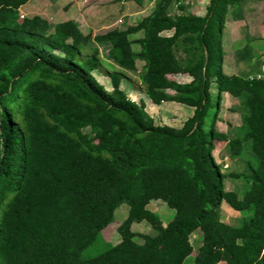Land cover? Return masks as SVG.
<instances>
[{
	"label": "trees",
	"instance_id": "1",
	"mask_svg": "<svg viewBox=\"0 0 264 264\" xmlns=\"http://www.w3.org/2000/svg\"><path fill=\"white\" fill-rule=\"evenodd\" d=\"M27 1L0 0V264H184L195 230L191 264H264V77L222 72L225 17L242 0H208L202 17L187 0H153L136 23L93 34L70 20L20 17ZM101 51L122 72L141 62L147 98L190 116L180 127L152 124L119 88L123 74L103 72L106 91L92 76ZM223 93L243 101L231 112H245L229 139L215 130ZM215 142L231 159L252 160L224 175ZM227 177L248 184L240 198L224 191ZM152 200L174 212L164 226L146 209ZM221 201L250 215L237 227L220 222ZM120 204L119 241L83 257ZM142 221L152 235L130 230Z\"/></svg>",
	"mask_w": 264,
	"mask_h": 264
},
{
	"label": "rangeland",
	"instance_id": "2",
	"mask_svg": "<svg viewBox=\"0 0 264 264\" xmlns=\"http://www.w3.org/2000/svg\"><path fill=\"white\" fill-rule=\"evenodd\" d=\"M36 0H30L27 4H32ZM105 1V2H104ZM102 6H100L101 10L104 13H111L115 15L114 10L119 6V4H111L107 3V0H104ZM107 1V2H106ZM149 2V0H148ZM208 0H187L185 1L186 4V11L192 12L198 15H204L205 13V6L207 5ZM76 6H79L76 12L71 11V8L65 6L59 7L65 11V15L61 13V11H55L54 7L51 8H44L41 13V16L47 18L49 23L55 19H64L69 16V11L76 13H84L83 10L85 9V3L81 4V0H74ZM83 5V6H82ZM26 6V5H25ZM23 6L22 8L18 9V14L20 17H29L35 12H30L28 14H23L20 11H25L26 7ZM50 7V6H48ZM149 7V5H148ZM132 8V7H131ZM97 10V9H96ZM149 8H147V11ZM39 12V11H38ZM129 14H132V9H130ZM97 13V12H96ZM46 14V15H44ZM171 14H176V10L172 8ZM62 15V16H59ZM239 15V18L236 17ZM117 16V15H115ZM263 16H264V0H242L237 7L233 10L228 9V13L225 17L224 28L222 31V39H221V47H222V72L225 75H236V76H246L248 74H252L253 71L249 67V57L253 54L255 61H264V25H263ZM50 17V18H49ZM58 17V18H57ZM77 21L81 26V29H84L83 32L87 31V29L91 28V34L96 33L98 31L106 30L113 27H120L122 21L113 19L109 20L107 23H103L100 27H95L96 22L92 21V26L87 22L84 18L78 19ZM117 22V23H116ZM128 23H131L127 20ZM107 27V28H106ZM100 29V30H97ZM140 34L133 36V38L139 37ZM134 50L137 49L136 46H132ZM253 49V52H251ZM101 50V49H100ZM249 53L247 54L246 52ZM244 51V52H243ZM243 52V53H242ZM251 52V53H250ZM101 71H95L92 73V76L95 80L99 81L100 85L104 89H109V81L108 79L103 76V72H116L120 75H124L120 82V88L123 90L125 95L131 99L132 101L143 102L144 109L143 112L145 115L150 118L151 123L155 125H167L171 127H180L181 123L190 116L191 109L176 103H160L157 106L150 102L147 98L144 86L142 85L139 77L140 66L141 62H134V69L133 71H124L119 70L109 62H107L103 58L102 51L99 54ZM264 69V68H263ZM260 72V71H259ZM263 74V73H262ZM260 74V75H262ZM254 75V74H253ZM168 79L173 80L178 83H185L189 81V78L186 76H179V75H171L168 76ZM210 94V103L211 106L207 111V116L204 122V129L208 128V123L213 114V104L215 98V88L211 84L209 89ZM152 106V107H150ZM240 106L238 101L231 100L227 94H225V98H221L220 103V111L217 116V121L215 123V130L218 132H222L226 135V138H233L237 131L234 129L235 127L241 126V118L244 116L245 112L239 113L231 112L230 108ZM244 131V130H243ZM240 134V133H239ZM212 155L216 161V163H220L221 165L224 164L226 168H221V172L224 175H227L231 172H238L241 171L244 165V161L252 160L250 155L242 154L238 159L241 160L236 161V159H231L225 155V147L224 143L222 142H215L214 149ZM249 156V157H248ZM247 185L241 178H225L223 181V189L224 191H232L236 194L237 198L242 196L243 191L247 188ZM146 209L154 213L159 222L162 226H164L171 218L173 217V210L168 208L163 202L160 200H152L149 201L146 205ZM127 213V206L125 204H120L113 212V220L112 222L107 225L101 232H100V239H97L92 245L88 246L83 250L82 256L83 257H91L105 249V245H114L119 241L118 235L115 232V227L120 224L123 219L126 217ZM250 215L248 211H234L232 210L225 201H221L219 205V221L223 222L227 225L237 227L240 225L244 218H247ZM130 230L137 234H148L152 235L153 231L150 230L149 225L142 221L139 223H133L130 226ZM134 241L140 243L141 240L138 237L134 238ZM190 245L192 248V253L189 257L184 260V264H191L192 257L196 252L197 247L200 244V232L195 230L192 235L190 236ZM224 264V263H218Z\"/></svg>",
	"mask_w": 264,
	"mask_h": 264
},
{
	"label": "crops",
	"instance_id": "3",
	"mask_svg": "<svg viewBox=\"0 0 264 264\" xmlns=\"http://www.w3.org/2000/svg\"><path fill=\"white\" fill-rule=\"evenodd\" d=\"M29 1L30 0H28L24 5H22L20 7V8H22L23 6L26 5L25 6L26 7L25 11H20L23 14V16L25 14L30 13V12H35L31 16H39V17L45 19L46 21H47V18H45L44 16H41L42 15L41 11L45 7L46 8L54 7L55 11H58V12L61 11V13H63V15H65V13H66L65 11H63V9H65L64 8L65 6H67L68 8H71L70 10L73 11V12H76V10H77L76 8H79V6H76L75 4H73L74 0H36L32 4H27ZM103 1L104 0H81V4L85 3V9L83 10L84 13L80 14L78 12V13L74 14L73 12L69 11V16L67 18L57 19V20L54 19L51 24L70 20V21L76 23L77 27L79 28V30L83 34H85V33H88L90 31H92V29L88 28L86 32L85 31L83 32L84 29H81V26L79 25V23L77 21V17H78V19H82V18L85 17V19L87 20V22L91 26L93 25L92 21L96 22V25H95L94 28L100 27V29H101V26L103 25V23H105V22L107 23L109 20H111V18L116 19V21L117 20L122 21V23H120V24H121V26H124V25H128V24L136 23L142 17L148 15L150 13L152 7H153V0H149V2H148V0H138V1H136V0H107L108 1V2L106 1L107 3L119 4V6H117V8L114 10L115 15H117V16H115V15H113L111 13H106L105 14L104 11H102L100 9L101 8L100 6H102V3L105 2V1L104 2ZM148 5H149V7H148ZM48 6H50V7H48ZM61 6H63V7H61ZM75 6H76V8H75ZM59 7L63 8V9H60ZM147 8H149L148 11H147ZM130 9H132V11H133L132 14H129V12H127ZM189 13H191V14H193L195 16H199V17L203 16V15L201 16V15H198V14H195V13H192V12H189ZM44 15H46V14H44ZM31 16H29V17H31ZM59 16H62V15H59ZM238 18L236 17V19H238ZM127 20L130 21L131 23H128ZM102 27L105 28L104 26H102ZM100 29H97V30H100ZM166 34L168 35V33H166ZM251 52H253V49H251ZM248 59H249V62H250L249 67L253 71V73L252 74H248V76L253 75V74H262V73H264V69H263L264 68V61H262V62L261 61H257V60L255 61V58L253 57V54L250 55V57ZM229 75H231V74H229ZM179 76H186V75H179ZM97 82L99 83V81H97ZM119 88H120V85H119ZM105 90L109 91V89H105ZM224 98H225V93L222 94V99H224ZM150 107H152V106H150ZM235 128H237V127H235Z\"/></svg>",
	"mask_w": 264,
	"mask_h": 264
},
{
	"label": "built area",
	"instance_id": "4",
	"mask_svg": "<svg viewBox=\"0 0 264 264\" xmlns=\"http://www.w3.org/2000/svg\"><path fill=\"white\" fill-rule=\"evenodd\" d=\"M261 77H264V73L262 75H255V78H261ZM224 166L225 165H223V168H225Z\"/></svg>",
	"mask_w": 264,
	"mask_h": 264
}]
</instances>
